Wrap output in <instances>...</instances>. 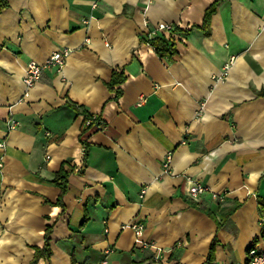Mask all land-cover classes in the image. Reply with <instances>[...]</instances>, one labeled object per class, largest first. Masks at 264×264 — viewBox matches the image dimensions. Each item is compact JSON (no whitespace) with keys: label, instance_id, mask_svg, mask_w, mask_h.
<instances>
[{"label":"crops","instance_id":"obj_1","mask_svg":"<svg viewBox=\"0 0 264 264\" xmlns=\"http://www.w3.org/2000/svg\"><path fill=\"white\" fill-rule=\"evenodd\" d=\"M216 1L8 0L0 264H31L48 227L52 254L37 264H205L214 240V264L264 250V0H222L207 34L195 27ZM161 24L191 29L171 60L141 41ZM64 48L63 69L26 90L28 64ZM70 104L98 122L83 133ZM192 180L209 191L190 197Z\"/></svg>","mask_w":264,"mask_h":264},{"label":"trees","instance_id":"obj_2","mask_svg":"<svg viewBox=\"0 0 264 264\" xmlns=\"http://www.w3.org/2000/svg\"><path fill=\"white\" fill-rule=\"evenodd\" d=\"M222 0H217L214 2L211 6L208 7V9L205 12L204 16V21L201 26H196L195 28L200 29L204 33L209 34L210 33V26H211V19L213 14L216 12L217 6ZM8 7V0H0V13ZM191 32L190 30H182L179 27H175L173 32L169 35L165 33H155L153 32H148L141 37V41L145 44H148L153 47L154 51L160 58H168V59H173V57L177 54V42L175 40V37L173 36L174 33H184V34H189ZM126 81V76L124 73H119L117 71H114L112 74V79L109 83L110 86H120ZM122 91L121 89L118 90V95H121ZM262 95H264V92H261ZM70 107L76 110L77 112H82L84 114V128H83V133L87 132L90 130L95 124L96 121L98 122V119L89 123V120L93 119V115L88 113L85 110L81 109L83 108L82 106L79 105H73L70 104ZM86 147V154H87V149L88 145H85ZM70 172L66 171L65 168L62 166V168L55 174L53 178V183L56 184L60 189H61V194L58 198L57 205H60L64 207V196L68 192L69 188V182H68V177H69ZM209 216L214 218V215L212 212H208ZM86 219L82 222L83 224L86 223ZM221 227V223L218 222V228ZM51 233V227H48L47 229V239L46 243L43 248H35V257L31 264H37V262L41 258H49L52 254L51 247H50V239H49V234ZM262 233L264 234V228ZM216 240L213 241L211 248H210V253L208 255L207 262L205 264H214L215 260V246H216Z\"/></svg>","mask_w":264,"mask_h":264},{"label":"built area","instance_id":"obj_3","mask_svg":"<svg viewBox=\"0 0 264 264\" xmlns=\"http://www.w3.org/2000/svg\"><path fill=\"white\" fill-rule=\"evenodd\" d=\"M175 29L174 25L170 24H161L153 31V34L155 33H165L167 35L171 34L173 30ZM177 33H174L173 36L175 37ZM71 54V50L69 48H64L55 51L48 59V61L45 64H40L35 61H31L26 69V75L24 77V83L26 90H30L33 88L40 80L42 76L43 70L48 66H55L58 68V70H62L63 67L67 63V59ZM144 99L141 100L143 102ZM99 117L93 115V119L88 121V124L97 120ZM15 124H17L15 121H11V125L14 127ZM4 146V145H0ZM49 158V157H48ZM172 156L168 155L165 166L168 168L171 165ZM2 164L0 163V167ZM191 186L189 189V195L192 198H197L199 195L206 193L209 191V188L203 185L200 182L197 181H190ZM144 193V192H143ZM215 199L222 201L224 199V196L222 194H214L213 195ZM134 228L136 229V232L138 235L142 232V227H138L137 225H134ZM102 264H107V261L104 260ZM246 264H264V250H260L257 247L250 248L248 252V259Z\"/></svg>","mask_w":264,"mask_h":264}]
</instances>
